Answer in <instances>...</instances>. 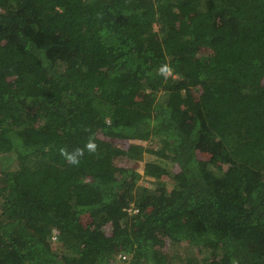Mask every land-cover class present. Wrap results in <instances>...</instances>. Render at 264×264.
Here are the masks:
<instances>
[{
  "label": "trees",
  "instance_id": "1",
  "mask_svg": "<svg viewBox=\"0 0 264 264\" xmlns=\"http://www.w3.org/2000/svg\"><path fill=\"white\" fill-rule=\"evenodd\" d=\"M0 159V264H264V0H0Z\"/></svg>",
  "mask_w": 264,
  "mask_h": 264
},
{
  "label": "rangeland",
  "instance_id": "2",
  "mask_svg": "<svg viewBox=\"0 0 264 264\" xmlns=\"http://www.w3.org/2000/svg\"><path fill=\"white\" fill-rule=\"evenodd\" d=\"M163 92H164V90L160 91V93H163ZM195 93H196V95H198L199 94V91L198 92L196 91ZM100 135H103V133L100 132ZM106 138H113V137H110V136H107L106 135ZM114 140L116 142H118L119 144H121V145L125 143L123 139L115 138ZM200 154L203 157H205V158H210L212 156V153L210 151H206V150L205 151L201 150L200 151ZM148 157L152 158V157H154V154L153 153H148ZM0 161H2L1 163H3V165L10 164V163H6V160H4V159H0ZM141 168H143V167H141ZM177 169H179V166L178 165H174V170H177ZM164 178H166L168 180V182L166 183L167 184L166 187L169 189L171 187V184L173 183V178L168 177L166 175L164 176ZM154 180H155L154 178L147 179L146 177H141V179L139 180V183H141L143 185H147V186L152 187V188H155L156 187V182ZM110 227H111V224L110 223L106 224L105 225V230L110 231ZM167 250L169 251V253H171L173 255L176 254L175 251H174V249H171V246H169L167 248ZM176 258L177 257H175L172 260L173 264H177L178 263V261L176 260Z\"/></svg>",
  "mask_w": 264,
  "mask_h": 264
},
{
  "label": "clouds",
  "instance_id": "3",
  "mask_svg": "<svg viewBox=\"0 0 264 264\" xmlns=\"http://www.w3.org/2000/svg\"><path fill=\"white\" fill-rule=\"evenodd\" d=\"M160 73L162 75H165V77H167V75H170L171 74V68L168 66V65H162L161 68H160ZM87 151L89 152H95L97 150V144L95 143L94 139L93 138H89V140L87 141V143L85 144L84 146ZM61 152V155L65 157V159L72 165L74 166H78L79 163H80V157L83 156L84 154V149L82 148H77L75 149L73 152L69 153L66 149H61L60 150ZM120 253H123V252H120ZM126 254V253H125ZM119 254H117L116 258L118 259H121L119 258L118 256ZM123 260V259H121ZM128 260V259H127Z\"/></svg>",
  "mask_w": 264,
  "mask_h": 264
},
{
  "label": "built area",
  "instance_id": "4",
  "mask_svg": "<svg viewBox=\"0 0 264 264\" xmlns=\"http://www.w3.org/2000/svg\"><path fill=\"white\" fill-rule=\"evenodd\" d=\"M138 171L140 173H144L143 168H139ZM138 210H139V208L134 203H131V205L128 207V211L130 213H136ZM53 238H56V236H53ZM118 256H119V258H121L123 260H127L128 259V255L125 254V253H119Z\"/></svg>",
  "mask_w": 264,
  "mask_h": 264
}]
</instances>
